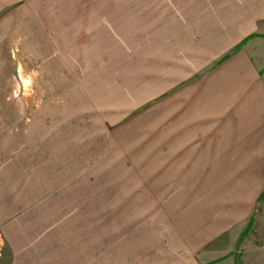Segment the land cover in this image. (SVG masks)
I'll return each instance as SVG.
<instances>
[{
  "label": "rangeland",
  "instance_id": "1",
  "mask_svg": "<svg viewBox=\"0 0 264 264\" xmlns=\"http://www.w3.org/2000/svg\"><path fill=\"white\" fill-rule=\"evenodd\" d=\"M21 4L0 10V264H187L179 233L239 191L236 260L264 264V92L235 58L264 84V0Z\"/></svg>",
  "mask_w": 264,
  "mask_h": 264
},
{
  "label": "crops",
  "instance_id": "2",
  "mask_svg": "<svg viewBox=\"0 0 264 264\" xmlns=\"http://www.w3.org/2000/svg\"><path fill=\"white\" fill-rule=\"evenodd\" d=\"M26 1L28 0H0V10L4 7V6H9L10 4H18V3H22L21 6H23V3H26ZM20 6V7H21ZM5 7V8H6ZM9 10V8L7 9ZM252 50V48H251ZM238 61L242 62L240 64V68L243 69V74L240 76L241 81L245 82V83H250L251 81H254L255 83L252 84L253 88L256 90L262 89V91L264 92V84L262 83L261 80H259L260 78L256 76V70L254 68H252V65H249V62H251V59L249 60L246 53L245 56H240L238 54L237 57H235ZM248 62V63H247ZM239 64V63H237ZM204 81L203 78L200 79H196L194 80V84L196 89L194 91H190V92H185L187 96H185L184 99V103L188 105V107H194V108H201V105H204V96L202 94V91L200 90V88L202 87V82ZM234 98V97H233ZM262 100L264 101V93L262 95ZM259 111V110H256ZM261 113L264 115V105ZM249 115V118H247V120L249 119V121H251V113L247 114ZM198 121L199 118L192 120V121H186V123L180 122V123H176L174 124V128L176 129L179 126L180 130L184 129V126L186 127V130H191V129H197L198 128ZM264 124V121H263ZM251 128V126L249 125V129ZM264 129V126L260 127ZM233 129H236V126L233 127ZM73 131H75V128L72 129ZM246 139V138H245ZM230 140V147H234L237 145V140L236 139H232L229 138ZM247 141H249L248 139H246ZM92 144L90 143L88 145L89 149L92 148ZM245 144V143H244ZM248 146H252L253 145V139L252 142L248 143ZM179 147H176L173 149V153L171 154V158L174 161H177L179 159L181 160H187V158H178L176 156L177 153H183V152H187L188 146H198L200 145V143L197 142L196 139H187L186 142L184 143L182 140H180V143L178 144ZM95 149H97V147L99 148H103L105 151H109L112 150L114 148V144L113 142H107V141H94V145ZM177 146V145H175ZM165 150H168V147H172L171 143H165ZM169 150L172 151L171 148H169ZM196 150V149H195ZM237 150V149H235ZM143 151L145 152V150L143 149ZM83 152H85L83 150ZM147 152H149V149H147ZM102 153V152H101ZM228 153H230V148L228 150ZM95 155H98L100 153H94ZM242 154H245L244 152ZM240 154V155H242ZM234 159V153L232 152L231 155ZM241 157V156H240ZM97 160L102 162V159H98ZM123 159V156L117 158L115 160V162L121 161ZM63 162L67 164H72L75 161V158L73 157H62ZM103 163V162H102ZM132 164L136 165V168H139L137 162H136V155H133L132 157ZM108 165H101L99 167V170L101 171H105L108 170L107 167ZM160 167V164L158 165V168ZM163 169H167V164L163 162ZM162 181H160L161 183ZM149 187L151 189H157L155 187H152L151 185H149ZM168 189V188H167ZM261 192V190H260ZM259 192H255L254 193V198L257 196ZM250 200H246V202H249ZM233 202H236V204L234 205H227L226 211H225V217L223 219V225H220V221L218 219H216L215 217H213V213L209 212L207 213V215L205 216V220L203 221V223L198 224V226L200 227L199 229H197V235L196 236H192L190 233L187 236V238L184 240L183 237H180V233L178 235V241H174V242H178L180 248L185 251V254L179 253L178 257L183 259L184 257L187 258V264H238L239 262L236 260V253L237 250H235L237 248V242L236 240L238 239V237H236V233L234 230L235 224L241 222L242 220H237L235 217H239L238 211L246 208V202H243V192L239 191L237 194L233 195ZM243 202V204H242ZM240 205H242L240 207ZM237 209V210H236ZM211 214V215H210ZM229 217V218H228ZM226 218H228L226 220ZM234 225L228 229H226V227L229 224H233ZM212 224H214L216 227L212 228ZM224 230L227 233V235H225ZM191 232V228L186 229V233L187 232ZM241 232V231H240ZM185 233V234H186ZM231 233V237L230 234ZM185 234H181V235H185ZM169 241L172 243V239L170 238ZM187 242V243H186ZM171 253L176 256V251L173 250L171 251ZM173 257V256H172ZM17 264V262H16Z\"/></svg>",
  "mask_w": 264,
  "mask_h": 264
}]
</instances>
